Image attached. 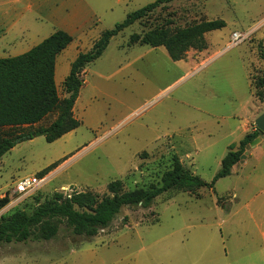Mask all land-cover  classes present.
I'll list each match as a JSON object with an SVG mask.
<instances>
[{
  "label": "rangeland",
  "instance_id": "1",
  "mask_svg": "<svg viewBox=\"0 0 264 264\" xmlns=\"http://www.w3.org/2000/svg\"><path fill=\"white\" fill-rule=\"evenodd\" d=\"M86 1L100 12L101 30L107 31L158 0ZM215 20H223L226 28L207 34V49L191 50L180 62L172 61L164 48L129 46L132 36L151 29L175 30ZM234 32L246 34V42L230 47ZM93 42H81L58 57L61 101L68 97L64 81L71 69L70 52L73 58L89 52ZM262 54L264 0H176L157 9L115 37L103 56L82 70L84 86L73 109L80 128L52 144L44 137L25 142L2 158L0 195L23 178L40 177L54 164L41 188L15 210L31 214L55 193L89 190L103 195L114 181H122L127 191L148 188L160 184L175 156L187 170L212 183L229 146L243 139L239 127L252 109L264 113V90H256L264 71ZM57 115L40 126H49ZM20 132L2 129L0 139ZM257 145L247 147L239 174L220 179L212 191H172L149 209L124 208L100 239L83 241L62 232L49 242L13 243L11 250L29 249L20 255L21 264H71L76 256L70 250L94 245L135 251L185 247L188 264H218L225 249V262L234 263L248 251V264H264L256 255L264 247V160L256 166L254 156L243 165L247 151Z\"/></svg>",
  "mask_w": 264,
  "mask_h": 264
},
{
  "label": "trees",
  "instance_id": "2",
  "mask_svg": "<svg viewBox=\"0 0 264 264\" xmlns=\"http://www.w3.org/2000/svg\"><path fill=\"white\" fill-rule=\"evenodd\" d=\"M174 1L158 0L130 13L113 29L104 31L91 50L80 53L71 64L69 76L64 81L68 97L63 101L58 95L56 67L58 57L74 41L71 35L57 31L22 55L0 58V130H22L14 136L0 139V162L22 143L44 137L47 143L52 144L80 128L82 122L74 117L73 109L84 86L82 70L99 60L115 37ZM224 28L226 23L223 20L200 22L175 30L155 28L143 36H132L129 46L164 48L172 61L180 62L191 50L202 52L207 49L206 35ZM261 56L264 61V54ZM257 89L264 90V71L257 80ZM255 96L261 98L258 93ZM56 111L58 115L49 126H40ZM262 136L263 133L255 128L244 136L239 145H231L212 183H206L187 170L175 156L171 169L163 174L160 184H152L148 188L127 191L122 181H114L103 195L89 190L71 195L55 193L51 199L38 203L31 214L17 210L11 216L0 218V249L13 243L49 242L62 232L91 241L110 228L124 208L149 209L158 197L172 191H212L217 181L232 175L247 147ZM56 167L54 164L43 170L40 177H45ZM9 202V196L0 199V210Z\"/></svg>",
  "mask_w": 264,
  "mask_h": 264
},
{
  "label": "crops",
  "instance_id": "3",
  "mask_svg": "<svg viewBox=\"0 0 264 264\" xmlns=\"http://www.w3.org/2000/svg\"><path fill=\"white\" fill-rule=\"evenodd\" d=\"M100 15V12L86 0H0V48L5 53L0 58L22 55L57 31H64L74 39L73 43L60 57L81 42L86 43L89 40H94L93 43H95L104 32L100 27ZM72 55L71 51L69 55L70 67L79 54H75V58ZM59 58L57 59V65ZM254 100L256 102L255 98ZM252 111L247 120L244 121L245 123L239 127L243 136L254 130L252 123L255 124V120L262 115V112L254 111V108ZM263 143L264 135L260 137V143L256 147L247 151L244 166L248 165L250 159L255 158H257L256 166L262 164L264 160ZM239 166L240 164L233 168L232 174H239L242 165ZM7 196L10 197V202L0 210V215L8 212L7 210L11 208H14V211H9L8 215L4 214L5 217L14 214L17 211L15 209L22 202V199L16 195L15 188H12L10 192L1 194L0 199ZM235 200L238 201V199ZM96 239L100 238L97 237ZM11 249L13 247L10 245L0 249V264H12L13 260L21 264L18 262L20 255L23 254V251H29L27 247H23L15 253ZM173 250H179V252L176 251L175 256H172L174 254ZM70 251L71 255L76 256L71 264H188V249L185 247L180 249L171 247L159 249L140 248L135 251V249L130 248L94 245L85 249H72ZM142 254L145 256H142ZM222 254H224V257L220 258L222 261L218 264H248V251L242 252L243 255H238L242 257L237 258L238 262L234 263L225 262L229 259V253L226 249ZM256 255L262 263L264 261V247L258 248ZM76 259L78 260L75 263Z\"/></svg>",
  "mask_w": 264,
  "mask_h": 264
},
{
  "label": "built area",
  "instance_id": "4",
  "mask_svg": "<svg viewBox=\"0 0 264 264\" xmlns=\"http://www.w3.org/2000/svg\"><path fill=\"white\" fill-rule=\"evenodd\" d=\"M247 40V35L240 32L232 33L230 37V47H237ZM45 179L38 176H30L21 179L15 187L16 195L19 196L22 200L24 197L34 194L38 191L43 185ZM21 200V201H22Z\"/></svg>",
  "mask_w": 264,
  "mask_h": 264
},
{
  "label": "water",
  "instance_id": "5",
  "mask_svg": "<svg viewBox=\"0 0 264 264\" xmlns=\"http://www.w3.org/2000/svg\"><path fill=\"white\" fill-rule=\"evenodd\" d=\"M255 127L257 130H259L264 135V113L255 120ZM258 143H259V140L254 141L251 143V146L257 145Z\"/></svg>",
  "mask_w": 264,
  "mask_h": 264
}]
</instances>
